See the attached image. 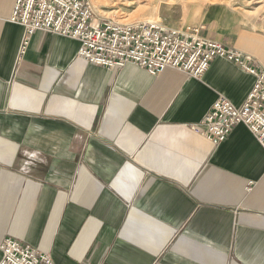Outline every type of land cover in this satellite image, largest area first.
Returning <instances> with one entry per match:
<instances>
[{"label": "crops", "instance_id": "0c3cea01", "mask_svg": "<svg viewBox=\"0 0 264 264\" xmlns=\"http://www.w3.org/2000/svg\"><path fill=\"white\" fill-rule=\"evenodd\" d=\"M0 0V242L54 264H264V149L244 124L211 144L217 96L240 106L253 77L214 57L201 78L77 56L79 41L24 29ZM180 27L255 57L264 32L228 4ZM1 258V251H0Z\"/></svg>", "mask_w": 264, "mask_h": 264}, {"label": "built area", "instance_id": "2783aa9c", "mask_svg": "<svg viewBox=\"0 0 264 264\" xmlns=\"http://www.w3.org/2000/svg\"><path fill=\"white\" fill-rule=\"evenodd\" d=\"M10 17L24 29L20 54L35 30L79 41L77 56L89 64L121 69L136 64L156 75L172 68L201 78L214 57H222L253 77L240 106L217 96L195 129L213 145L223 142L237 124H244L264 149V69L256 58L194 27H172L155 20L117 22L94 17L88 0H15ZM0 264H54L50 255L10 237L0 242Z\"/></svg>", "mask_w": 264, "mask_h": 264}, {"label": "rangeland", "instance_id": "374dc122", "mask_svg": "<svg viewBox=\"0 0 264 264\" xmlns=\"http://www.w3.org/2000/svg\"><path fill=\"white\" fill-rule=\"evenodd\" d=\"M88 2L93 7L94 17L98 19L107 17L117 22L149 19L176 28L187 22L193 7L209 2H224L241 13L250 28L264 32V0H88Z\"/></svg>", "mask_w": 264, "mask_h": 264}, {"label": "bare ground", "instance_id": "6f19581e", "mask_svg": "<svg viewBox=\"0 0 264 264\" xmlns=\"http://www.w3.org/2000/svg\"><path fill=\"white\" fill-rule=\"evenodd\" d=\"M153 19V18H152ZM149 20V19H148Z\"/></svg>", "mask_w": 264, "mask_h": 264}]
</instances>
